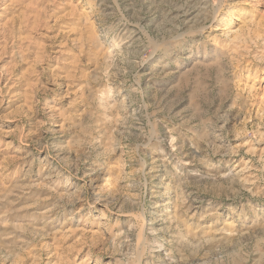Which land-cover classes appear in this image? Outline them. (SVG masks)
I'll list each match as a JSON object with an SVG mask.
<instances>
[{"label":"rangeland","instance_id":"374dc122","mask_svg":"<svg viewBox=\"0 0 264 264\" xmlns=\"http://www.w3.org/2000/svg\"><path fill=\"white\" fill-rule=\"evenodd\" d=\"M178 1L0 0V264H264V0Z\"/></svg>","mask_w":264,"mask_h":264},{"label":"bare ground","instance_id":"6f19581e","mask_svg":"<svg viewBox=\"0 0 264 264\" xmlns=\"http://www.w3.org/2000/svg\"><path fill=\"white\" fill-rule=\"evenodd\" d=\"M188 1V0H187ZM191 1V0H190ZM199 1H205L204 3L202 2V4L200 3V5H203V7H199L200 9L199 10H201V11H205V10H203V9H206V11L210 8L207 4H208V1L209 0H199ZM181 2H185V0H179L178 1V3H181ZM189 2V1H188ZM193 2V1H192ZM190 3V2H189ZM186 4V3H185ZM188 5V4H187ZM175 7H177V5L175 4ZM180 7V6H179ZM190 7H192V6H190ZM187 8V7H186ZM184 9V8H182V7H180V8H178V10H176V11H174L175 12V14H176V16L178 17L179 15L180 16H182V18H183V22H185V21H187V17H189V16H191V15H193L194 13H197V12H199V11H196L195 9H193V10H195V11H193L192 9ZM193 8V7H192ZM195 8V7H194ZM197 8V7H196ZM172 9V8H171ZM198 9V8H197ZM172 10H170L169 12H171ZM161 12H162V15L165 17V14H167L166 13V11H163V10H161ZM206 14V13H205ZM205 14L204 15H202V16H200L199 18L197 17V16H195L196 17V19L198 18L199 20H197V22L198 23H200V22H207L208 20H209V18L207 17V16H205ZM200 15V14H199ZM174 17V16H173ZM232 17V16H231ZM167 19V18H166ZM171 20V19H170ZM181 20V19H180ZM232 21V20H231ZM230 21V22H231ZM183 22H182V24H183ZM197 22H195L196 24H197ZM171 24V23H170ZM128 30H129V28L127 29V28H125L124 30H122L121 31V33H123V34H125L126 32H128Z\"/></svg>","mask_w":264,"mask_h":264}]
</instances>
